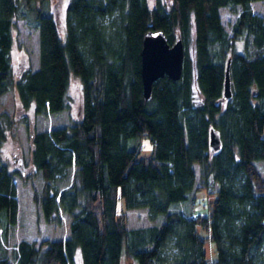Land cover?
I'll list each match as a JSON object with an SVG mask.
<instances>
[{"label":"trees","instance_id":"1","mask_svg":"<svg viewBox=\"0 0 264 264\" xmlns=\"http://www.w3.org/2000/svg\"><path fill=\"white\" fill-rule=\"evenodd\" d=\"M253 1L69 0L61 34L50 0H0V97L14 86L22 110L45 116L69 108L71 74L82 85L79 119L26 126L30 164L43 181L32 202L46 223L64 216L67 235L20 240L16 264H264V173L256 165L264 160V17ZM221 9L234 15L230 32ZM19 12L35 23L38 65L15 80ZM152 29H162L169 44L180 39L184 55L180 77L156 79L145 98L140 51ZM4 119L13 122L0 101V139ZM210 129L218 132L217 150ZM145 134L152 151L142 156L128 140ZM21 176L0 164V264H13L4 245L17 220ZM198 189L214 194L205 214L191 210ZM132 208L162 219L129 227Z\"/></svg>","mask_w":264,"mask_h":264},{"label":"rangeland","instance_id":"2","mask_svg":"<svg viewBox=\"0 0 264 264\" xmlns=\"http://www.w3.org/2000/svg\"><path fill=\"white\" fill-rule=\"evenodd\" d=\"M170 3V0H162ZM69 0H50L49 10L57 20L61 34L64 32L65 9ZM154 0H149L152 5ZM253 12L264 17V0L251 3ZM220 16L230 32V24L234 15L226 9H221ZM13 46L11 48V63L14 71V79L17 80L24 72L35 69L38 65V36L35 23L25 12H19L15 17V25L12 28ZM236 50L242 51L244 42L242 38L235 40ZM66 100L69 108L57 113H50L45 116L33 114L32 110H22L18 99L16 87L9 88L0 97L1 109L13 120L10 124L3 120V138L0 139V164L6 163L12 169H21L23 176L15 178L16 196L18 201L17 220L12 227L6 248L13 264L14 254L20 240L26 239L36 241L43 238L66 237V219L62 216V223H46L36 204L32 202V194H40L42 178L34 172L30 164L31 142L26 126L31 129H49L52 126L68 125L81 115L82 85L78 76L71 74L69 85L66 91ZM129 147H140L142 156L149 155L152 151V142L148 135H141L128 140ZM27 163V164H26ZM260 173H264V160L256 161ZM196 178L198 179V164H194ZM198 184V180L196 185ZM216 187V185H215ZM214 198L213 193H207L204 189L195 191L194 204L191 210L194 214H205L209 200ZM185 205H183V208ZM127 225L129 227H141L152 225L161 221L160 215L156 220H150L145 208H132L126 210ZM202 236L208 233L201 227H197ZM208 259L216 257L214 244L210 239L204 244ZM134 260H128L127 264H133Z\"/></svg>","mask_w":264,"mask_h":264},{"label":"water","instance_id":"3","mask_svg":"<svg viewBox=\"0 0 264 264\" xmlns=\"http://www.w3.org/2000/svg\"><path fill=\"white\" fill-rule=\"evenodd\" d=\"M183 55L182 41L177 39L174 43L169 44L162 29L148 30L143 34L140 51V74L145 98L150 96L152 84L156 79L165 75L173 80L180 77ZM228 62L225 71L224 97L230 95ZM209 143L214 150L221 146L218 132L215 129H210Z\"/></svg>","mask_w":264,"mask_h":264}]
</instances>
